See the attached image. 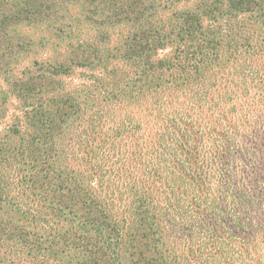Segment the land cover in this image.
Segmentation results:
<instances>
[{"label": "trees", "instance_id": "1", "mask_svg": "<svg viewBox=\"0 0 264 264\" xmlns=\"http://www.w3.org/2000/svg\"><path fill=\"white\" fill-rule=\"evenodd\" d=\"M73 1L134 27L118 57L135 71L83 49L13 81L24 109L0 133V264H205L263 244L264 0L165 18L146 0ZM63 2L0 0V39ZM71 65L97 71L70 88Z\"/></svg>", "mask_w": 264, "mask_h": 264}, {"label": "rangeland", "instance_id": "2", "mask_svg": "<svg viewBox=\"0 0 264 264\" xmlns=\"http://www.w3.org/2000/svg\"><path fill=\"white\" fill-rule=\"evenodd\" d=\"M72 1L65 0L63 3L65 5L68 2L67 9L60 12L54 19L11 24L6 33L1 36V134L13 125L14 117L19 115L21 109H24L18 92L20 85L13 83L17 81L16 79H24L37 70L56 68L58 63L67 61L72 54L80 53L83 49L86 53H94L99 49V54L111 56L109 57L111 63L117 65L121 75L129 72L131 75L135 71L132 61L124 62L118 57L120 53L121 55L123 53L126 35L134 27L129 22L111 25L92 23L85 16V4ZM195 1L146 0L147 3H152L150 6H155L160 18L170 16L175 10L192 5ZM164 6L166 8L162 10ZM73 67L69 76L64 79L70 88L80 86V83H87L88 77L96 74L97 71L88 66ZM22 126H25V120ZM261 140L264 142V136ZM249 248L235 243L228 244L221 251V257L216 258L217 262H205V264H264V242L258 247Z\"/></svg>", "mask_w": 264, "mask_h": 264}]
</instances>
